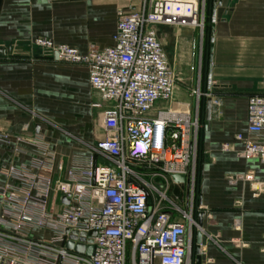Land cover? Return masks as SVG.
Listing matches in <instances>:
<instances>
[{
    "label": "built area",
    "instance_id": "built-area-1",
    "mask_svg": "<svg viewBox=\"0 0 264 264\" xmlns=\"http://www.w3.org/2000/svg\"><path fill=\"white\" fill-rule=\"evenodd\" d=\"M218 4L209 0L207 16L208 0H143L138 10L118 12L112 47L92 46L86 54L44 37L33 41L59 64L87 69L103 138L68 165L43 134L14 138L28 148L15 152L32 159L1 172L0 264H197L198 257L203 264L202 101L220 108L221 100L209 74L202 91L200 58L193 104L173 107L180 79L159 28L195 30L203 40L206 21L209 30L217 24ZM247 111L238 156L264 163V96L249 97ZM174 175L185 181L175 183ZM229 182L264 187L253 173Z\"/></svg>",
    "mask_w": 264,
    "mask_h": 264
},
{
    "label": "crops",
    "instance_id": "crops-1",
    "mask_svg": "<svg viewBox=\"0 0 264 264\" xmlns=\"http://www.w3.org/2000/svg\"><path fill=\"white\" fill-rule=\"evenodd\" d=\"M143 0H0V187L7 183L1 172L28 164L32 154H17L16 137L43 134L66 165L73 156L87 155L67 134L85 140L103 138L99 112L88 71L59 64L51 50L33 45L44 37L86 54L90 47H112L120 10H138ZM179 82L175 109L192 105L202 59V91L207 75L216 83L208 128L206 102L201 144L204 151L200 190L207 209L202 227L203 264H264V187L252 183L232 185L229 177L253 173L264 183V163L242 159L244 144L236 140L247 131L248 98L264 96V0H222L217 24L207 28L205 39L195 30L172 33L166 42ZM213 51L210 55L209 51ZM188 71H187V69ZM58 129L50 128L49 124ZM229 145L224 151L223 146ZM2 199L0 198V215Z\"/></svg>",
    "mask_w": 264,
    "mask_h": 264
},
{
    "label": "water",
    "instance_id": "water-1",
    "mask_svg": "<svg viewBox=\"0 0 264 264\" xmlns=\"http://www.w3.org/2000/svg\"><path fill=\"white\" fill-rule=\"evenodd\" d=\"M219 5H222V0H219ZM185 33H186V30H183V34L184 35H185ZM212 51H213V49L211 47L210 48V51H209V60L211 59L210 58V55H211ZM212 109H213L212 99L211 98H208L206 100V123H205V128L206 129L208 128V124L211 121ZM173 179H174V182L175 183H183L185 181V177L182 176V175H174L173 176ZM203 220H204V213H201L199 215V219H198V225L201 228L203 227ZM197 241H198V243H201L202 242V236H201V234L198 235ZM199 252H200V250L198 248H196L195 253L198 255ZM197 264H202V258L201 257H198L197 258Z\"/></svg>",
    "mask_w": 264,
    "mask_h": 264
},
{
    "label": "rangeland",
    "instance_id": "rangeland-1",
    "mask_svg": "<svg viewBox=\"0 0 264 264\" xmlns=\"http://www.w3.org/2000/svg\"><path fill=\"white\" fill-rule=\"evenodd\" d=\"M208 10H209V0H208L207 11H208ZM161 30H162V31H161L162 36L164 37L165 41L168 42L170 36L167 34V29L164 28V27H162ZM207 33H208V31H207V21H206V31H205L204 39H205ZM186 69H187V68H186ZM187 71H188V69H187ZM43 121H44V120H43ZM44 122H46V121H44ZM46 123L49 124V122H46ZM56 129H58V128H56ZM67 136H69V138H71V140H72L75 144L79 145L80 148H81L82 150H85L87 153L89 152V150H88L89 147H90V146H93V145L95 144V140H94V139H92V140H91V139H90V140H85V139L79 138L78 136H75V135H73V134H69V133L67 134Z\"/></svg>",
    "mask_w": 264,
    "mask_h": 264
},
{
    "label": "trees",
    "instance_id": "trees-1",
    "mask_svg": "<svg viewBox=\"0 0 264 264\" xmlns=\"http://www.w3.org/2000/svg\"><path fill=\"white\" fill-rule=\"evenodd\" d=\"M209 15V10H208V14H207V16ZM207 20H208V18H207Z\"/></svg>",
    "mask_w": 264,
    "mask_h": 264
},
{
    "label": "bare ground",
    "instance_id": "bare-ground-1",
    "mask_svg": "<svg viewBox=\"0 0 264 264\" xmlns=\"http://www.w3.org/2000/svg\"><path fill=\"white\" fill-rule=\"evenodd\" d=\"M181 1H187V0H181ZM158 149V148H157Z\"/></svg>",
    "mask_w": 264,
    "mask_h": 264
}]
</instances>
